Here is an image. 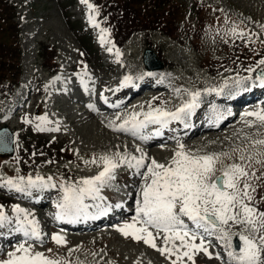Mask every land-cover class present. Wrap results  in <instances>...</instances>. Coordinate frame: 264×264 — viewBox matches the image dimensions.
<instances>
[{
  "label": "rangeland",
  "instance_id": "374dc122",
  "mask_svg": "<svg viewBox=\"0 0 264 264\" xmlns=\"http://www.w3.org/2000/svg\"><path fill=\"white\" fill-rule=\"evenodd\" d=\"M12 1L18 7L17 19L20 21L21 26L22 63L23 73L25 64V73L22 76V86L16 92L14 91L15 96L14 92H10L8 99L3 98L0 101V119L5 117L4 120H0V126L5 124L11 126L13 124L12 129L15 132L17 145V152L9 156L11 159L9 157L2 158L4 160L0 162V177H10L8 171L13 170L16 174L25 178L29 175L34 178L37 175L42 177L43 174H48V176L52 177L53 183L54 179L59 180L60 183H56V188L38 190L39 194H35L33 197L35 201H31L30 198L25 196L17 197L15 194L5 191V197L0 196V205H3L4 211L13 217V205H19L21 208L27 210L31 214L30 218H35L38 222L41 237L43 238L42 242L32 240L33 243L31 244L34 250L44 253L49 258L59 260L62 264H172V260L176 258L175 255H162L157 249L150 247L143 243V241L137 242L131 237H125L118 231L120 226L132 222L133 219L132 221L120 220L116 225L99 228L95 230L94 234L88 236L85 232H82L84 230L71 229L63 231L56 229L53 212L55 210L54 206L60 202L63 196L60 185H78V182L85 177L98 174L100 167L104 166L103 162L99 159L103 155L113 157L118 161L117 153L135 155L137 157L146 154L148 157L146 158L147 163H150L151 159L154 158L159 163L167 164L177 150V142L167 141L162 146L159 145V148L164 147L163 149L167 150L166 153L164 152L165 154L161 152L149 154L143 149V140L140 139L141 142H139L137 141V137L130 133L116 132L114 128L111 129L113 125H118L120 123L119 120L127 118L133 112H147L150 107L167 110L172 106L174 101L181 102L184 98L190 99L189 92L197 90H200L202 93L199 99H208L211 104L204 107L201 113L210 114L217 107H220V102L214 101L209 97L208 92H204L203 90L218 88V84H221L224 80H232L233 78L227 77V73H230L228 71L232 69H248L247 63L245 60H240L239 54H236L231 58L233 60H230V64H232L230 68H225L223 72L213 74V71L202 67L199 53L194 48L189 37L185 36L182 44L159 30L151 33H148V31L137 32L132 35L131 40L126 42L121 49L112 43L107 33H104L105 42L102 43L100 37L102 34L101 29H104L103 20L98 14L95 4L89 0V3L95 6L94 10L90 13L86 4L81 3V0H74L70 6L71 14H73L72 17L81 18L87 30L92 34L100 55L103 57V63H100L98 55L84 52L78 38L67 22L62 3L68 0H36L34 3L33 0ZM182 1H187L190 7L189 11L194 10L193 0ZM205 1L210 2L212 8L211 14L212 12H223L224 27H230V30L236 28L237 31L242 32L243 35L240 39H243L245 44H250L247 41L248 37L256 38L257 36V39L262 44L258 48V51L254 52L253 44L252 46L250 44L248 49L254 52L251 58H249L250 61L254 60L256 64L258 63L255 67H252L253 71L249 75L254 74L253 72L261 66L259 65V60L264 59V0ZM90 14L98 26H94L89 20ZM207 14H210V11H207ZM192 16L195 20L199 19L197 13H194ZM243 27L249 30V35L243 31ZM220 32L215 31L212 35H205L203 39L205 47L208 48L207 52L213 53L217 57L225 55L223 50L227 47L223 43V40L217 36ZM43 43L56 46L57 48L59 69L54 73L52 71L48 72L41 64L42 57L40 56V51ZM155 44L156 47H154ZM146 46L152 47L169 63L168 67H170V70L149 71L153 79H146V81L153 83L154 79L161 78L158 83L164 82L166 85V87L165 85H161L159 88H164L162 89L164 99L157 100L155 96L149 100V96L155 92V89L149 88L145 92L142 90L141 94H137V103L135 104L134 101V106L123 108L121 112L119 110L107 111L104 108L102 109L100 107L102 106L100 97L103 92L108 96L112 94L115 90V84L121 81L125 75H134L135 79L143 77L145 74L144 68L146 67L143 61V53ZM109 48H112L111 52L108 51ZM117 51L120 53L119 56H117ZM82 54L88 58L89 61L87 63L80 61V55ZM82 66L84 69L74 70V68ZM27 75L29 77L27 82L28 87L33 90L36 85V89L31 98H27L21 103H16L13 98L22 94V89L27 81ZM234 75L237 74L233 72L231 76ZM249 75L244 76L242 74L238 77L243 78ZM55 77H59V79H54ZM179 82L183 83H180L183 85V88L179 85ZM85 86H87V90H85ZM176 89H180L179 94H177ZM209 93H214L216 96L221 94L217 92ZM74 95L75 97L78 96L79 99L75 100ZM89 105H92V107H89ZM82 106L90 109L89 111L91 112L88 111L89 114L80 112L81 110L77 108H81ZM249 106L253 109L252 111L264 108L253 102H250ZM40 107L42 108V112L39 113ZM44 115H47L50 121L45 127L49 129L58 128V131L35 130L36 124L39 123L35 120V117ZM26 119L32 121V123H26ZM244 121H254V123L249 125L246 122L244 123ZM220 131H217L218 134H215L217 138L214 134L212 137H207L208 132L206 134L203 133V136L186 139L184 140L186 144H181H184L185 151L191 152L194 155L217 153L219 155V161L216 165L217 174H219L220 169L232 163L245 165L254 163L256 171L264 173V164L258 163V161L264 160V145L255 143L256 140L264 139V124L256 121L255 117L238 116L231 128H224ZM28 134H31L34 140L36 138H50L53 136L51 144H53L55 150L52 153L49 151H45V154L38 153L39 159L33 160L37 164V167H31L29 172L23 175L24 173L21 171V168L24 167V160L21 157L18 158V156H20V153L24 154L26 146V139L24 138ZM205 137H215L216 139H207ZM122 143L123 145H121ZM128 143L132 147L140 149L138 154L137 150L135 151L130 145H127ZM38 144L36 141V145ZM57 147L61 148L56 150ZM225 153L227 155H223ZM69 154L75 159H84V164H77L71 160H66V156ZM242 155L245 157L243 161L240 159ZM248 157H251V160H248ZM94 158L97 162L91 163L90 161ZM12 159H16L14 160L15 162ZM81 160L79 162L82 163ZM86 161H89V163H85ZM123 168L128 167L126 165L117 167L114 171L115 178L100 189L99 197L104 203L108 200L106 195L107 189L112 188L115 195L119 187H135L136 192H139L144 183L141 176L137 175L135 170L130 168V173L128 174L130 179L124 184L117 181L120 176L119 173ZM68 169L74 171V175L67 174L66 171ZM145 170L141 169V171ZM251 183L255 188L260 184L259 180L255 177L251 179ZM0 191H4V189H0ZM44 191L46 193L45 196H43ZM27 196L30 197L28 194ZM138 199L140 197L136 195L134 197L135 208ZM36 203L41 207L36 208ZM135 215L132 214L131 217L134 218ZM189 223L192 224L188 222V227L193 228ZM237 228L245 229L242 225L231 224L229 228L230 234L235 233V229ZM55 229L59 231L58 234L64 236L66 243L58 245L52 240L51 237ZM149 230L153 231V228L150 227ZM100 232L102 233L99 234ZM160 233L159 236L154 235L155 242L158 247H163L165 246L164 235L163 232ZM99 237L103 238L105 242L103 246L97 248L94 244ZM237 238L233 236L234 244L240 243ZM208 239L211 241L207 245L209 252L212 254L211 258L203 252L196 253L193 257L195 264H227L228 258L223 245L215 237ZM179 243V241H176L177 245ZM196 243H199V238L196 240ZM17 245V243H14V248ZM14 248L6 250L1 259H6L8 252ZM217 253H219L220 258H217ZM184 264H193V262L186 258Z\"/></svg>",
  "mask_w": 264,
  "mask_h": 264
},
{
  "label": "snow or ice",
  "instance_id": "6c2138e0",
  "mask_svg": "<svg viewBox=\"0 0 264 264\" xmlns=\"http://www.w3.org/2000/svg\"><path fill=\"white\" fill-rule=\"evenodd\" d=\"M81 3L88 6L90 13L94 10L95 6L89 3V0H81ZM89 20L94 26H98L91 14ZM107 31V29H101L102 43L105 42L104 33ZM230 31L233 35L237 34L236 28ZM108 51L111 52L112 48ZM119 55L117 51V56ZM259 65H264V59L259 61ZM247 71L252 72L253 69L249 68ZM249 79L251 77H238L233 81V85L236 89H241L245 80ZM257 80L259 86L264 87V70H261ZM132 83L133 77L125 75L120 87ZM224 87H228L227 81L221 88H209L203 91L221 93ZM176 92L179 94L180 89H176ZM201 94L200 90L189 92L190 99L177 107L175 111L150 107L147 112H133L121 124L113 125V128L116 131L129 132L145 140L148 136L141 134V130L148 128L149 125H158L152 134L159 136L162 134L161 129L167 128L171 121H184L190 118L194 109L199 106ZM141 115L143 119L139 118ZM243 115L255 117L256 121L264 124V108L246 111ZM35 120L39 122L35 126L37 131L59 130L45 127L50 123L47 115L37 116ZM25 122L32 123L27 119ZM246 123L251 125L254 121H246ZM5 136L6 133L0 132V151L7 150ZM255 143L264 145V139L256 140ZM137 151L140 149L138 148ZM116 155L118 161L107 155L99 158L104 166L97 175L82 179L78 185H60L63 196L56 204L58 209L55 214L56 219L75 218L85 213L89 207L84 203L85 197L100 199V189L115 178V169L120 165H126L134 169L144 183L140 188V199L137 200L133 221L118 228L125 237H131L137 242L143 241L162 255H175L176 258L172 260V264H178V262L183 264L184 257L195 264L193 257L199 252L211 258L212 254L207 247L211 242L208 238L211 237H215L223 245L228 258L227 264H264V210L256 207L254 195L256 188L251 183L253 177L264 180V173L257 176L255 171H250L251 163L247 165L232 163L220 169L217 174L218 154L194 155L185 151L183 144H178L177 150L167 164L159 163L154 158L147 163L146 154L139 157L120 153ZM240 159L243 161L245 157L242 155ZM247 159L251 160V157ZM90 162L97 161L94 158ZM258 163L264 164V160ZM141 169L146 170L141 171ZM0 186L28 195H31L33 190L57 187L52 182V177L45 179L39 175L35 178L29 175L27 178L18 176L9 177L6 180L0 179ZM95 206L101 208L99 204ZM101 211L106 212L108 208H101ZM13 213L14 217L8 215L4 211V206L0 205V228H7L10 233L22 234L24 239L8 252L6 259H0V264H62L59 260L35 251L33 245L28 242L32 239L42 242L39 225L35 218H30L31 214L19 205H13ZM182 217L191 221L194 227L189 228ZM231 224L242 225L248 234L245 235L243 232L230 234ZM150 227L157 230L155 236L161 234L160 230L163 231L165 246H157L154 233L149 230ZM233 236L238 237L239 244L233 243ZM51 238L58 245L66 243L64 236L60 234L54 233ZM198 238L199 243H196ZM176 241L180 243L177 245ZM216 256L220 258L219 253Z\"/></svg>",
  "mask_w": 264,
  "mask_h": 264
},
{
  "label": "trees",
  "instance_id": "16d2710c",
  "mask_svg": "<svg viewBox=\"0 0 264 264\" xmlns=\"http://www.w3.org/2000/svg\"><path fill=\"white\" fill-rule=\"evenodd\" d=\"M155 2L161 5L163 0H155ZM14 14V6L8 0H0V36L10 39L7 43L6 40L0 38V80L6 77L17 80L20 72L21 50L18 40V24L12 18ZM3 27L6 29H1Z\"/></svg>",
  "mask_w": 264,
  "mask_h": 264
},
{
  "label": "bare ground",
  "instance_id": "6f19581e",
  "mask_svg": "<svg viewBox=\"0 0 264 264\" xmlns=\"http://www.w3.org/2000/svg\"><path fill=\"white\" fill-rule=\"evenodd\" d=\"M260 59V58H259ZM261 60V59H260ZM259 60V61H260ZM258 64V63H257ZM158 70H161V69H158ZM158 70H155V71H158ZM233 72H230L229 73V78L231 79L232 78V76H231V74H232ZM234 73H236L237 74V71H235ZM231 76V77H230ZM259 76V74H256L255 76H252V78L251 79H253V80H256L257 79V77ZM235 79H232V80H224L221 84H222V86H224L225 85V82L227 81L228 82V86L229 85H233V81H234ZM244 83H246V82H244ZM22 86V84L19 86V87H21ZM213 86V85H212ZM19 87L16 89V91L19 89ZM224 88H227V87H224ZM259 89L261 88H264V87H258ZM142 90L140 89L139 91L138 90H136V91H134L133 93H131L127 98H126V100L124 101V103L122 104V105H120V106H116V107H111L110 108V110L111 111H114V110H118L119 109V112H121V110L123 109V108H126V107H128V106H134V101H135V104L137 103V100H136V97H137V94L138 93H140ZM160 91H161V89H159V88H157V90H156V93L157 94H159L160 93ZM141 94V93H140ZM210 94V96H213V93H209ZM220 95V94H219ZM226 95H224V94H222L221 95V99H223V100H226V97H225ZM21 97H23L22 96V94H19L17 97H15V99L17 100L18 98H21ZM73 99V98H72ZM79 99V97H75V100H78ZM182 99V98H181ZM11 101V100H10ZM211 105V104H210ZM129 108V107H128ZM78 109V108H77ZM103 109V108H102ZM80 110H81V112L82 113H85V114H87L88 113V109L87 108H85V107H81L80 108ZM90 110V109H89ZM125 110V109H124ZM78 111V110H77ZM91 112V111H90ZM89 114V113H88ZM7 117V116H6ZM92 119V118H91ZM82 120V119H81ZM6 121V120H5ZM83 121V120H82ZM85 121V120H84ZM72 122V121H71ZM227 126V127H226ZM233 126V118H229V119H227L226 121H224V122H222L221 124H220V126L219 127H217L219 130L221 129H224L225 127L226 128H228V127H232ZM210 127V126H209ZM111 129H113V127L111 128ZM2 130V129H1ZM0 130V132H2V133H6L5 131H1ZM205 129H203V130H198V131H196V132H191V133H189L188 135V138H193V137H195V136H198V135H200V133L202 134V132L204 131ZM114 131H116V130H114ZM117 132H119V133H122L123 131H117ZM64 133V132H63ZM206 133H208V132H205V134ZM210 133V132H209ZM212 135L213 134H211V136L210 135H208L207 137H212ZM215 135V134H214ZM207 137H205V138H207ZM6 138H7V135L5 136V140H6ZM137 138H138V136H137ZM196 138V137H195ZM160 139H156V140H147V139H145V140H143V142L144 143H142L144 146H145V148H146V151H148V153H152V154H155V153H157V152H161V153H163V154H165L166 152H167V150L166 149H163V148H159V143H161V141H159ZM175 141V140H174ZM121 145H123V143L121 144ZM128 146L130 145V147H132V145L131 144H127ZM132 149L133 150H137L135 147H132ZM138 152L139 151H137V154H138ZM165 152V153H164ZM143 153V152H142ZM140 154V153H139ZM79 160H81V159H77V161H79ZM13 161V160H12ZM83 163H84V161L83 160H81ZM15 162V161H14ZM134 193V192H133ZM102 227V225H96V226H94L92 229H89V230H86L85 231V234H87V236L88 235H92V234H94L96 231H95V229H98V228H101ZM237 232H241V230L240 231H237ZM236 233V232H235ZM236 237V236H235ZM22 238H23V236H22ZM24 239V238H23Z\"/></svg>",
  "mask_w": 264,
  "mask_h": 264
},
{
  "label": "water",
  "instance_id": "95a60500",
  "mask_svg": "<svg viewBox=\"0 0 264 264\" xmlns=\"http://www.w3.org/2000/svg\"><path fill=\"white\" fill-rule=\"evenodd\" d=\"M149 52H151V50H149ZM151 53H152V52H151ZM157 66H161V63L158 64ZM9 151H12V148H10Z\"/></svg>",
  "mask_w": 264,
  "mask_h": 264
}]
</instances>
